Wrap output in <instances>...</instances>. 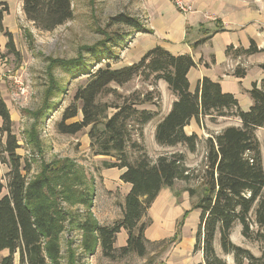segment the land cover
I'll list each match as a JSON object with an SVG mask.
<instances>
[{
    "label": "trees",
    "instance_id": "trees-1",
    "mask_svg": "<svg viewBox=\"0 0 264 264\" xmlns=\"http://www.w3.org/2000/svg\"><path fill=\"white\" fill-rule=\"evenodd\" d=\"M22 11L27 21L47 31L73 17L71 0H23ZM6 12V2H0V31L7 37L6 52L17 54L12 34L2 24ZM109 24H120L133 33L151 32L139 19L124 13L113 16ZM127 41L130 42L126 35L118 32L103 33L99 41L81 47L75 58L50 60L51 66L59 67L72 79L86 76V81L76 88L70 104L56 121V131L73 135L87 129L91 152L114 158L113 162L103 161V165L122 170L119 179L129 184L122 216L112 225H100L88 211L74 216L61 206L63 200L81 203L88 210L91 207L90 197L71 192L79 179L74 171L76 165L70 159L41 161L40 171L28 177L32 161L16 152L20 145L12 131L10 110L0 97V164L7 168L0 177V251L7 250L0 264H15L16 254L17 264H62L60 240L65 222L72 229L78 228L82 239L80 253L68 245L66 264H78L82 258L94 255L97 247L102 256L110 259L115 258L117 252L120 256L146 254L148 239L144 231L148 223L141 221L146 210L162 188H171L176 181L189 182L193 174L185 164L184 153L160 154L153 160L140 143L131 139L132 128L142 137L143 126L158 114L157 110L137 107L151 101L149 95L139 100L136 95L123 96L118 91V87L135 77L152 82L162 80L176 96L169 112L155 127L154 139L158 145L181 144L194 152L199 138L183 130L192 118L199 122L200 117L206 115L212 119L235 116L240 120V126H228L206 139L201 192L193 204L199 211L193 252H202L203 263L199 264H226L214 249L217 234L222 252L232 254L235 264H264V168L255 133L263 128L264 140V78L259 83L252 82L247 91L251 104L242 110L237 98L224 92L220 83L209 77L199 80L193 92L189 90L188 72L195 66L189 54L173 55L156 45L136 62L112 67L110 60L118 59L115 50L121 49L122 42ZM260 52L264 49L258 48L253 40L247 49L232 46L226 49V54L235 56ZM233 75L243 77L245 69L236 67ZM58 90V84L54 83L47 97ZM109 94L114 100L103 101ZM52 107V100L45 99L41 108L31 113L34 120L46 115ZM21 112L28 111L22 109ZM77 117L80 118L68 122ZM27 139L41 154L35 125L28 129ZM128 145L138 152L133 160L128 156ZM184 190L189 196H196L194 189ZM181 224L183 222L178 221L174 235L166 244L176 241ZM237 224L244 238L261 244L260 256L231 241L232 229ZM121 230L126 233L125 244L116 248L114 244Z\"/></svg>",
    "mask_w": 264,
    "mask_h": 264
},
{
    "label": "rangeland",
    "instance_id": "rangeland-1",
    "mask_svg": "<svg viewBox=\"0 0 264 264\" xmlns=\"http://www.w3.org/2000/svg\"><path fill=\"white\" fill-rule=\"evenodd\" d=\"M154 1L156 0H71L73 17L70 20L48 31L36 28L30 21H22L19 25L20 33L17 37V45L15 44L17 54H8L5 50L1 55L2 62L7 69L3 85L7 90V104L13 114L12 131L20 145L16 152L24 159L32 161V169L28 173V177L35 176L40 171L41 161L48 163L63 158L70 159L76 165L74 171L79 179L77 185H73L77 186L76 189L73 187L71 192L81 193L83 197H90L91 207L88 210L81 203H68L63 200L60 201L61 206L74 216L84 215L85 211H88L100 225L109 226L121 218L122 205L129 186L119 179L122 170L106 168L103 165V161L113 162L114 158L94 155L91 152L87 129L73 135L60 134L56 131V121L60 119L64 108L70 104L76 88L86 81V76L72 79L59 67L51 66L50 60L75 58L81 47L99 41L103 38V33L118 32L121 35H126L127 40L131 41L135 33L120 24H109L110 19L119 13H124L139 19L145 25L147 10ZM160 1L161 5L164 2H169V0ZM122 44L121 49L115 50L118 59L110 60L112 67L122 66L124 63V52L129 42H122ZM12 77H18L21 80L26 87L25 95L17 93V87ZM158 82L144 81L140 77H135L122 87H118V91L123 96L136 95L139 100L149 95L151 101H144L137 107L157 110L159 113L168 103L170 96L164 88H160ZM54 83L58 84L59 90L47 97V91ZM48 98L52 100V109L35 121L31 113L40 109L44 100ZM102 100L110 102L114 100V96L109 94ZM22 109L28 112L23 113ZM79 118L71 119L68 122ZM236 119L238 118L235 116L212 119L209 115L200 117L199 122L195 119V124L198 127L196 135L199 140L194 152L188 151L181 144L158 145L153 138L155 129L151 128L152 126L148 123L143 126L142 137L138 136L132 128L131 139L140 143L153 160L160 154H170L176 151L184 153L185 164L190 168L193 179L189 182L176 181L173 187L162 188L151 207L146 210L141 220L148 223L144 231V235L148 239L147 251L143 257L133 253L120 256L117 252L115 258L110 259L102 256L100 248L97 247L94 255L82 258L78 264L165 263V257L174 245V242L169 244L166 242L174 235L178 221H182L183 224L178 227L176 242L183 236L189 235L190 229H195L199 221V212L193 208V204L201 192L206 139L219 133L224 126L236 122ZM31 125H35L38 130L42 146L41 154L36 152L27 139V132ZM255 133L260 142L264 168L263 128H258ZM127 153L130 160H133L138 152L128 145ZM2 170L4 169L2 168ZM187 188L197 191L196 196H189L188 191L184 190ZM251 219H253V213H251ZM237 227L233 229L231 241L250 250L253 255L260 256L262 253L261 244L244 238ZM252 228L255 226L253 225ZM122 237H126L124 231L118 235L114 244L116 248L120 247ZM81 241V231L78 228L72 229L70 224L65 222V230L60 240L62 264H66L68 245H71L76 253H80ZM215 245L223 259L228 260L230 264H235L232 254H224L220 251L219 238ZM0 254H7V251L3 250Z\"/></svg>",
    "mask_w": 264,
    "mask_h": 264
},
{
    "label": "crops",
    "instance_id": "crops-1",
    "mask_svg": "<svg viewBox=\"0 0 264 264\" xmlns=\"http://www.w3.org/2000/svg\"><path fill=\"white\" fill-rule=\"evenodd\" d=\"M22 1L0 0V2H6L8 6V12L3 14L2 24L12 34L15 44L20 33L19 25L22 21H26L22 11ZM191 1L193 11L185 14L175 9L170 0L168 3L164 2L163 5L160 4V0L152 2L147 10L148 15L145 20V27L149 28L151 32L134 34L124 52L123 65L136 62L147 50L156 45L163 47L173 55L189 54L195 63V66L188 72L191 92L195 90L198 81L206 76L219 82L224 92L232 93L237 98L242 110L248 109L251 99L247 91L252 82L259 83L264 78V52L235 56L226 54V49L230 46L233 49L237 47L247 49L250 40H253L258 48L264 49V0ZM201 39L205 40L196 44ZM6 43L7 37L0 31V97L7 104V90L3 85L7 69L1 58L6 50ZM236 67L245 69L243 77L233 75ZM158 85L165 89L170 99L163 110L148 122L154 129L169 112L172 102L176 100V96L167 88L164 81L160 80ZM10 115L13 120L11 112ZM1 122L0 119V125ZM195 122V118H192L189 124L183 128L186 134H196L198 127ZM228 126H240V120L236 119V122L230 123L224 128ZM6 171V166L0 164V177ZM127 185L129 186V184ZM236 226L241 230L239 224L234 228ZM122 231L124 230L117 234V239ZM195 231L196 228L190 229L189 235L183 236L173 243L174 245L165 257V264L203 263L202 252L200 250L193 252ZM217 238L216 234L214 249L216 254L221 257L215 245ZM121 240L119 246L125 244L126 237H122ZM220 251L222 252L221 248ZM5 255L0 254V259ZM17 260L16 254L15 264L18 263ZM225 261L226 264H230L228 260L225 259Z\"/></svg>",
    "mask_w": 264,
    "mask_h": 264
},
{
    "label": "built area",
    "instance_id": "built-area-1",
    "mask_svg": "<svg viewBox=\"0 0 264 264\" xmlns=\"http://www.w3.org/2000/svg\"><path fill=\"white\" fill-rule=\"evenodd\" d=\"M172 4L176 7L181 13H189L193 11V4L191 0H170ZM205 15H207L205 13ZM13 82L17 87V93L19 95H25L26 87L23 85L21 80L18 77H12Z\"/></svg>",
    "mask_w": 264,
    "mask_h": 264
}]
</instances>
